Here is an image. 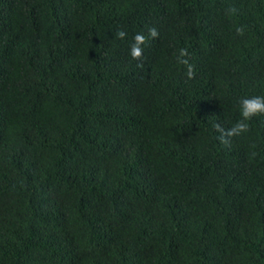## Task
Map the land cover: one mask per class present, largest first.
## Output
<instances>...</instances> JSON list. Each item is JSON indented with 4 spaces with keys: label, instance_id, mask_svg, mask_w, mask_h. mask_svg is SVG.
I'll return each instance as SVG.
<instances>
[{
    "label": "trees",
    "instance_id": "obj_1",
    "mask_svg": "<svg viewBox=\"0 0 264 264\" xmlns=\"http://www.w3.org/2000/svg\"><path fill=\"white\" fill-rule=\"evenodd\" d=\"M253 96L264 0H0V264H264Z\"/></svg>",
    "mask_w": 264,
    "mask_h": 264
},
{
    "label": "clouds",
    "instance_id": "obj_2",
    "mask_svg": "<svg viewBox=\"0 0 264 264\" xmlns=\"http://www.w3.org/2000/svg\"><path fill=\"white\" fill-rule=\"evenodd\" d=\"M237 9L231 7L228 9L229 14H235ZM238 35H244V27L240 26L236 28ZM115 36L118 39H124L127 33L123 29H119L115 32ZM159 37V30L153 26L147 29V35L144 33H137L133 37V43L130 49L131 57L140 62V66H143L144 57V46L149 43L150 39H157ZM189 52L187 48H181L179 55L177 56V63L185 66V75L188 79H194L195 65L190 63L188 59ZM240 111L242 119L238 120L232 126L225 128L221 123L215 124L216 131L219 133L218 140L225 146H230L232 138L239 137L241 134L248 132L249 123L248 121L254 116H264V96H253L245 97L240 101Z\"/></svg>",
    "mask_w": 264,
    "mask_h": 264
}]
</instances>
